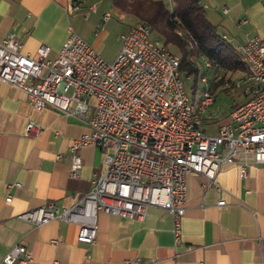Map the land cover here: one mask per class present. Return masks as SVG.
Here are the masks:
<instances>
[{
    "label": "built area",
    "instance_id": "obj_1",
    "mask_svg": "<svg viewBox=\"0 0 264 264\" xmlns=\"http://www.w3.org/2000/svg\"><path fill=\"white\" fill-rule=\"evenodd\" d=\"M78 10L73 4L72 11ZM109 17L106 13L103 20ZM121 42L111 63L75 33L54 60L48 58L47 46H39L34 59L22 53L15 36L0 42V83L24 92L35 111L51 109L64 116L87 118L89 133L69 147L70 176H78L80 150L94 147L103 154L102 175L92 180L90 190L73 206L59 209L48 202L17 219L35 227L51 221L75 224L77 242L91 246L98 213L141 221L149 216L150 208H158L171 217L177 247L186 209L187 175L199 174L216 184L225 165L237 167L242 179L248 168L264 165V44L254 37L235 47L246 69L236 84L248 100L229 113L215 136H207L201 127L215 95L206 78L200 79L206 86L201 97L191 101L179 58L153 38L148 27L141 23L130 26ZM203 68L211 69L212 64L204 62ZM217 78L215 74L214 80ZM40 132L39 126L29 122L24 136L36 138ZM5 201L9 203L11 198ZM259 246L264 264L262 241ZM31 261L21 245L11 248L2 260L4 264ZM152 263L135 259L120 264Z\"/></svg>",
    "mask_w": 264,
    "mask_h": 264
},
{
    "label": "crops",
    "instance_id": "obj_2",
    "mask_svg": "<svg viewBox=\"0 0 264 264\" xmlns=\"http://www.w3.org/2000/svg\"><path fill=\"white\" fill-rule=\"evenodd\" d=\"M73 1L0 0V42L13 35L21 42L22 53L34 59L37 48L44 45L50 49L48 58L54 60L75 33L103 60L100 45L114 41V53L106 59L113 62L121 37L136 21L114 10L109 0H79L76 12ZM200 5L216 31L229 43L232 38L238 41L237 46L255 37L239 33L259 32L264 18V0H200ZM90 7L94 11L89 12ZM106 13L110 17L105 21ZM86 121L51 109L35 111L24 92L0 83V264L15 245L31 255L27 264H120L135 259L152 264H262L264 165L248 168L244 179L237 167L225 165L216 184L199 174L187 175L177 247L171 217L158 208H150L141 221L98 213L91 246L77 242L75 224L51 221L35 227L18 220L19 214L48 202L59 209L73 206L90 190L92 180L102 175L101 150L87 147L78 152V176H70L69 147L89 133ZM29 122L41 129L36 138L24 136ZM208 122L216 124L205 119L202 125ZM8 197L11 201L6 203ZM219 201L225 204L218 206Z\"/></svg>",
    "mask_w": 264,
    "mask_h": 264
},
{
    "label": "trees",
    "instance_id": "obj_3",
    "mask_svg": "<svg viewBox=\"0 0 264 264\" xmlns=\"http://www.w3.org/2000/svg\"><path fill=\"white\" fill-rule=\"evenodd\" d=\"M109 1L114 10L148 27L153 38L179 58V71L184 80L193 78L195 84L199 74L198 61L211 63L216 75L223 74L222 80L210 85L212 94L227 74L240 72L246 75L235 48L209 23L200 0ZM73 4L79 6V0H74ZM242 95L245 103L248 97L243 91ZM237 106L234 104L232 110Z\"/></svg>",
    "mask_w": 264,
    "mask_h": 264
},
{
    "label": "rangeland",
    "instance_id": "obj_4",
    "mask_svg": "<svg viewBox=\"0 0 264 264\" xmlns=\"http://www.w3.org/2000/svg\"><path fill=\"white\" fill-rule=\"evenodd\" d=\"M167 8L170 9L171 5L169 2L166 3ZM260 23V30L259 32H240L239 35H244V33H248V35L255 36L259 38L263 44H264V18L262 21H259ZM222 33V32H218ZM152 35V34H151ZM153 37V35H152ZM239 37V36H238ZM238 41L235 39L230 40V44L233 47H236ZM116 48V44L114 41L102 43L100 45V49L103 53V58H110L113 55V51ZM104 59L105 62L107 60ZM108 63V62H107ZM204 62L197 63L198 68H201L198 74V77L196 78L195 84L194 79L191 78L189 80H184L185 82V89L187 92V95L191 99V101H198L201 97L202 93L205 90V85L200 82V79L202 77H205L208 81V84H212L214 82H218L222 80L223 74L218 73L217 74V80H214L215 73L214 70L211 69H204L203 68ZM244 77V74L240 72L236 73H229L225 76V79L223 80L222 84L214 91L215 95V101L212 104L211 108L206 114L205 119H209L211 121H216L215 123L204 124L201 127L202 132L207 136H215L217 134V128L218 124H221L223 122H226L228 119V115L231 112L233 105H241L243 104V100H245V97L242 95V89L237 86L238 80H241ZM195 85V86H194ZM210 113H213L212 115H209ZM204 119V121H205Z\"/></svg>",
    "mask_w": 264,
    "mask_h": 264
}]
</instances>
